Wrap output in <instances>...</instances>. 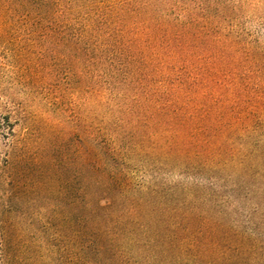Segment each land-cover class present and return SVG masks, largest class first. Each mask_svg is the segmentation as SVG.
Wrapping results in <instances>:
<instances>
[{
	"label": "trees",
	"instance_id": "1",
	"mask_svg": "<svg viewBox=\"0 0 264 264\" xmlns=\"http://www.w3.org/2000/svg\"><path fill=\"white\" fill-rule=\"evenodd\" d=\"M13 9L32 38L60 35L68 82L82 114L91 108L76 167L55 140L28 162L32 207L67 250L76 242L73 264H238L244 238L239 256L223 253L230 235L202 210L200 191L170 176L264 180L254 170L264 135L254 147L248 138L264 126V50L245 26L264 27V0H13Z\"/></svg>",
	"mask_w": 264,
	"mask_h": 264
},
{
	"label": "rangeland",
	"instance_id": "2",
	"mask_svg": "<svg viewBox=\"0 0 264 264\" xmlns=\"http://www.w3.org/2000/svg\"><path fill=\"white\" fill-rule=\"evenodd\" d=\"M13 12V0H0V264H73L76 242L67 250L63 233L47 223L50 216L32 207L28 162L55 140L76 167L87 148L81 140L80 119L90 118L91 108L82 114L75 80L68 82L60 35L42 32L32 38ZM245 26L257 35L255 42L264 50V27L256 20ZM262 133L264 126L249 134L250 146ZM261 163L254 170L264 174ZM232 171L234 179L229 180L222 170L170 178L200 191L202 210L209 213L211 222L221 225L220 234L230 235L223 242V253L239 256L234 244L244 238L240 247L246 254L234 261L264 264V180L247 176L243 187L238 170ZM52 232L55 239L51 241Z\"/></svg>",
	"mask_w": 264,
	"mask_h": 264
}]
</instances>
